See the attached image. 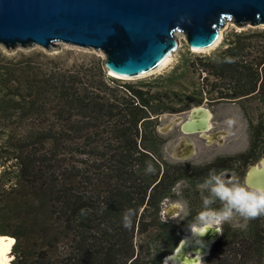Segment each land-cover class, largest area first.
Returning a JSON list of instances; mask_svg holds the SVG:
<instances>
[{"label": "trees", "instance_id": "16d2710c", "mask_svg": "<svg viewBox=\"0 0 264 264\" xmlns=\"http://www.w3.org/2000/svg\"><path fill=\"white\" fill-rule=\"evenodd\" d=\"M206 100L240 103L251 128L248 154L257 157L264 27L232 28L216 51L189 50L171 69L136 81L108 75L93 55L44 67L32 55L0 51V239L10 264H164L203 210L200 176L219 173L222 159L169 163L157 128L162 114ZM181 180L190 215L163 221L162 205ZM128 209L131 228L122 224ZM222 232L204 264H264V216L241 228L224 223Z\"/></svg>", "mask_w": 264, "mask_h": 264}, {"label": "water", "instance_id": "95a60500", "mask_svg": "<svg viewBox=\"0 0 264 264\" xmlns=\"http://www.w3.org/2000/svg\"><path fill=\"white\" fill-rule=\"evenodd\" d=\"M228 22L240 28L264 26V0H0V45L7 50L34 45L51 50L65 43L94 49L104 53L108 75L132 79L154 71L172 55L180 44L176 32L184 33L190 50L202 51L221 42ZM198 110L211 111L196 106L176 114L172 123L182 132L205 135L207 128H184ZM178 154L190 155L191 147L185 144ZM248 183L264 188L250 177ZM192 234L178 241L164 264L173 262L170 258Z\"/></svg>", "mask_w": 264, "mask_h": 264}, {"label": "rangeland", "instance_id": "374dc122", "mask_svg": "<svg viewBox=\"0 0 264 264\" xmlns=\"http://www.w3.org/2000/svg\"><path fill=\"white\" fill-rule=\"evenodd\" d=\"M248 27L249 26L245 28H240L237 27L235 24L228 22L227 25L222 29L223 38L224 35L232 28L241 30L246 29ZM176 36L179 39L180 44L179 47L172 53L171 59L167 64L143 76L122 80L136 81L139 79L150 78L152 76L158 75L159 73L165 72L175 66L179 62L181 53L190 50L184 33L176 32ZM223 38L221 39L220 43L211 48L202 51H190L196 54L212 53L221 47ZM0 51L8 57H15L20 54H25L26 56L32 55L33 58L37 60L39 65H43L44 67H49L55 62H59V65L61 67H71L73 63H80L82 61V56L85 55H93L105 60V55L101 51L81 48L77 46H70L65 43H59L56 47H53L51 50H46L40 45H34L28 48L19 47L14 50H7L4 46L0 45ZM196 106H207L211 109L209 127L205 135H203L202 133L182 132L179 124H173L172 119L175 117L176 114L180 112H166L162 114L157 129L159 131V134L166 139L163 145V157L167 162L174 164L180 162L186 164L191 163V165L202 163L205 164L208 161L215 159L216 157L233 155L248 149L250 145V124L248 116L239 102L237 103L236 101H221L211 103L206 100L205 102H201L199 105H192L190 108L182 112H188ZM209 137H211L212 139H210ZM182 142L190 145V147L192 146V153L182 158L176 157L175 152L177 151V149L179 150L180 144ZM185 184L187 185V182H185ZM185 187H182V189L176 191L175 197L168 198L166 199V201H164L161 211V219L163 221L174 222L178 224L183 222V219L185 218L184 210H182L174 202L187 201L188 203V199L185 197V195H183V189ZM240 223L245 224L242 219L240 220ZM247 224L248 221L246 222V225L244 227H246ZM154 231L155 233H157L156 230H151L150 233L153 234ZM219 235H221V233ZM143 238L144 236L139 235L136 237V241L140 243L143 241ZM146 238L150 241L152 239V235H148ZM8 240L10 241V239ZM9 258L10 260L8 261V264H10L11 259L13 257L10 255ZM206 258L207 257H205L200 264H204Z\"/></svg>", "mask_w": 264, "mask_h": 264}, {"label": "clouds", "instance_id": "9594fccd", "mask_svg": "<svg viewBox=\"0 0 264 264\" xmlns=\"http://www.w3.org/2000/svg\"><path fill=\"white\" fill-rule=\"evenodd\" d=\"M231 123V122H229ZM146 173H154L155 168L151 163H147ZM187 186L184 181H178L173 191L176 192ZM200 191L203 210L200 211L188 223L187 227L192 233L205 235L209 229L222 232L224 223H231L233 228H240L246 222L264 216V188H249L233 175L228 177L226 171L211 170L203 183L197 184ZM207 193V194H205ZM220 201L222 207L211 209V205ZM182 210L185 217L190 215L187 201H175ZM134 211L128 209L122 216V224L125 228H131ZM245 224H241L240 220Z\"/></svg>", "mask_w": 264, "mask_h": 264}, {"label": "bare ground", "instance_id": "6f19581e", "mask_svg": "<svg viewBox=\"0 0 264 264\" xmlns=\"http://www.w3.org/2000/svg\"><path fill=\"white\" fill-rule=\"evenodd\" d=\"M171 56H169L168 59L158 68L167 64L170 61ZM210 112H207L206 114L203 111L198 110L197 113L195 112L193 116L190 117L189 121L185 124L184 128L206 129L209 125V120L211 118V115H209ZM251 170L254 171V169ZM257 170H255L254 172L251 171V174L249 176L251 180L253 176L258 175ZM263 182L264 180L263 181L259 180V182L255 184L258 186H263ZM218 235L219 233L216 232L215 229H209V231L205 235L201 236L199 234L193 233L192 235L185 237L175 256L170 258L173 262L168 260L169 262L168 264H198L200 262V257L208 252L210 244L214 239L218 237ZM7 245H8L7 240L0 239V264H8V261L10 260V258L6 256ZM192 251H195L197 253L196 256L192 254Z\"/></svg>", "mask_w": 264, "mask_h": 264}, {"label": "flooded vegetation", "instance_id": "af4514ba", "mask_svg": "<svg viewBox=\"0 0 264 264\" xmlns=\"http://www.w3.org/2000/svg\"><path fill=\"white\" fill-rule=\"evenodd\" d=\"M208 127H209V125H208ZM208 127H207V129H208ZM197 133H202L203 134V132H197ZM210 139H212V138H210ZM251 143H252V140H251V128H250V145H249V147H248L247 150H245L243 152H240V153H237V154H233V155L219 156V157H216L215 159H213L211 161H208L205 164L202 163V164H192V165L203 166V165H207L209 163H213L214 161H216V160H218V159L221 158L222 159V162H221V171H226L229 178H231L233 175H235V177L237 179H239L242 183L246 184L249 188H253V187H251L249 185L248 178L250 176L251 171H253L251 169H254V165L255 164L257 165V168H258V170H257L258 175L257 176H253L252 181L257 184V182H259V180L260 181H263L264 180V133H263V135L261 136V138H260V140L258 142V152H259L258 154L259 155L257 157H255V154H252L253 155V158H251L249 156V154H248V151L251 148ZM184 145H185L184 142H182L180 144L179 150L177 149V151L175 152V156L176 157L182 158L181 156H179L178 151L181 152V150L184 148ZM188 164L191 165V163H188ZM200 174H202V173H200ZM201 178H202V176H200L199 181H198L197 184L203 183V181H204L203 178L204 177L202 178V180H200ZM181 181L187 182L186 180H181ZM187 184H188V182H187ZM263 186H264V182H263ZM196 189H197V187H196ZM196 192L199 194V197L202 200L200 191L197 189ZM188 203H189V201H188ZM199 204L202 205V208H203V202L200 201ZM215 205L216 204L213 203L210 206L211 209L216 210L215 209L216 208ZM188 207L190 209V203L188 204ZM185 219H186V217L183 220H185ZM189 233H190V230H189ZM219 237H220V235H219Z\"/></svg>", "mask_w": 264, "mask_h": 264}]
</instances>
